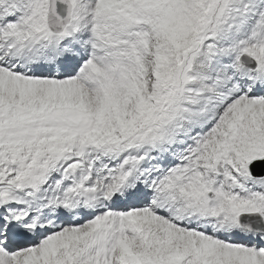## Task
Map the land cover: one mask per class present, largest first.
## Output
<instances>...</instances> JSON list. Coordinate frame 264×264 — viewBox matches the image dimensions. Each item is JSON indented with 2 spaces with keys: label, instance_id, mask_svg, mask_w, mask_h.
Here are the masks:
<instances>
[{
  "label": "snow or ice",
  "instance_id": "6c2138e0",
  "mask_svg": "<svg viewBox=\"0 0 264 264\" xmlns=\"http://www.w3.org/2000/svg\"><path fill=\"white\" fill-rule=\"evenodd\" d=\"M0 264H264V0H0Z\"/></svg>",
  "mask_w": 264,
  "mask_h": 264
}]
</instances>
